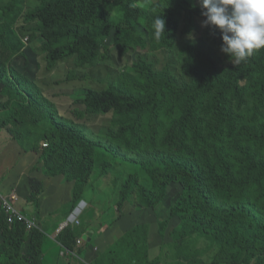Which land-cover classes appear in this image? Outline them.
I'll return each mask as SVG.
<instances>
[{"label": "trees", "instance_id": "1", "mask_svg": "<svg viewBox=\"0 0 264 264\" xmlns=\"http://www.w3.org/2000/svg\"><path fill=\"white\" fill-rule=\"evenodd\" d=\"M39 1L23 16V23L32 26L30 41L38 37L44 41L48 69L70 58L81 68L109 59L110 37L121 55L147 46L168 51L178 34L192 32L202 13L194 0H154L148 12L138 6L141 0ZM20 6L21 0L1 6L0 87L8 102L0 104V110L8 114L0 128L46 121L47 146L27 141V133L17 140L26 152L42 159L44 176L74 183L72 209L86 199V192L103 193L100 186L105 179L109 182L104 194L119 211L128 205L156 209L168 187L179 184L181 191L164 222L169 225L178 219L175 229L193 239L172 243L176 264L191 258L184 253L189 242L192 257L204 252L196 246L199 240L208 242V248L216 247L211 264L255 259L264 264V49L235 65L227 55L219 61L211 51L188 43L182 54L187 63L183 72L190 82L180 83L168 68L155 70L138 57L122 81L110 82L103 90L76 89L71 98L82 106L74 112L80 118L112 115L105 140L97 141L75 125L60 124L55 105L9 65L25 45L13 29L12 18L22 15ZM163 17L166 30L156 38L153 23ZM182 17L185 25L179 31ZM221 37L212 29L208 38L221 48ZM86 78L71 72L66 80ZM34 112L39 114L27 120ZM29 184V199L37 201L45 182L34 177ZM38 222L42 230L27 231L24 223L8 224L2 212L0 264H45L46 228ZM80 222L59 232V255L66 249L73 253L67 256L71 259L88 248L89 241L78 246L77 239L92 228L85 229ZM138 235L134 227L108 250L110 264H126L124 258L140 247ZM150 239L149 232L148 252Z\"/></svg>", "mask_w": 264, "mask_h": 264}, {"label": "rangeland", "instance_id": "2", "mask_svg": "<svg viewBox=\"0 0 264 264\" xmlns=\"http://www.w3.org/2000/svg\"><path fill=\"white\" fill-rule=\"evenodd\" d=\"M8 1L0 0V22L4 21L1 6L5 5ZM153 1L141 0L138 6L148 12L151 9ZM194 1L196 2V6L202 10L199 0ZM39 4V0H21L20 10L22 15L12 18L13 29L22 38L25 45L22 53L16 55L9 62V65L25 78L35 83L43 96L55 105L57 110L56 118L60 124L75 125L87 137L97 141L105 140L104 131L108 130L112 115H88L80 118L74 112L80 111L82 106L75 104L71 98L72 93L76 89L91 88L103 90L107 88L110 82L122 81L123 75L137 62L138 57H143L148 62H151L155 70L159 71L168 68L180 83L190 82V79L183 72L187 63L185 56L182 54L184 46L188 43L200 46L203 50L211 51L219 61H223L225 57L220 48L208 38L212 29H215L219 34L221 32L211 26L202 27V21L205 17L201 13L195 19V27L191 32L193 38L190 39L189 34H178L174 47L168 51L156 50L151 46H147L143 49L132 48L125 55H121L116 46L111 45L112 37H110L108 45H106L110 49L109 59H100L95 66L81 68L76 67L74 59L70 58L58 62L55 68L48 69L46 53L43 51L44 41L40 37L34 41H30L31 31L29 29L32 26H27L23 23V16ZM179 22V31H181L185 25L183 17ZM140 31L143 34L145 33L143 28ZM71 72L79 77L87 75L88 78L85 80L67 81V76ZM7 102L8 96L0 87V104ZM7 114L8 111L0 110V126ZM38 114L37 112L28 114L27 120L34 119ZM29 127V125L18 127L15 124H11V126L8 125L0 128V175H4V180L11 179L23 197H25L24 189L26 188L23 182L29 183L30 178L34 177L40 180L44 178L45 182L46 178L49 180L37 201L30 200V195H27V199L30 202L27 199L22 202L23 210L30 216H35L46 228V243L43 253L45 264H109L107 260L108 250L121 240L125 233L132 231L134 227L137 229V233H139L138 240H140V247L138 251L132 252L129 257L124 258L126 264H149L151 261H153V264L177 263L178 260L174 253H167L168 256L165 260L162 259L160 261V256L151 260L150 254L146 249V241L150 232L152 242L149 240V245L151 243L156 247L162 245L163 251H172V243L180 244L188 240L189 237L186 232L180 231L179 228H173V223L176 220L171 221L169 225L164 222L169 216L171 206L174 205L179 196L181 185L172 184L169 186L165 200L156 209L137 208L128 205L119 211L116 204L113 201H109L108 195L104 194L108 193V179L101 180L100 188L103 193H99L96 190L97 194L92 196L91 192H86L87 197L84 200L86 206L79 216L85 225V229L92 228L89 231L97 234V247L90 245L91 247L86 248L81 254L76 252L80 256L74 255L76 257L69 260L62 258L57 248L52 245L53 239L57 238L62 226L65 225L82 201L72 209V189L74 183H68L63 177L52 178L44 176L40 170L43 165L42 159L34 153L26 152L21 147L17 137L25 133H27V141L34 143V145L39 141L40 147H42V143L44 142L43 134L46 121L42 120ZM50 178L54 180L50 181ZM15 179H18L22 183L17 182ZM55 179L58 180L56 181ZM98 185L100 184H95L96 187ZM71 209L72 211H70ZM167 234L170 235V238ZM196 246L201 249L200 251L204 250V252L192 257V248H190L189 242L185 247L184 253L190 255L191 258L182 259L179 262L183 264H211L216 253V247L208 248L209 244L204 240H199ZM242 264L260 263L255 259Z\"/></svg>", "mask_w": 264, "mask_h": 264}, {"label": "clouds", "instance_id": "3", "mask_svg": "<svg viewBox=\"0 0 264 264\" xmlns=\"http://www.w3.org/2000/svg\"><path fill=\"white\" fill-rule=\"evenodd\" d=\"M199 2L202 16L205 17L202 27L211 26L221 32L223 43L220 51L227 55L233 64L240 65L255 52L264 49V0ZM153 27L156 38H159L166 30L164 17L156 18ZM189 38H193L191 33Z\"/></svg>", "mask_w": 264, "mask_h": 264}, {"label": "built area", "instance_id": "4", "mask_svg": "<svg viewBox=\"0 0 264 264\" xmlns=\"http://www.w3.org/2000/svg\"><path fill=\"white\" fill-rule=\"evenodd\" d=\"M42 145L44 147L47 146L45 142H43ZM22 201H23V198L16 186H14L13 188L9 190H6L3 187L2 181L0 180V215L3 212L5 214L7 223L10 225L20 222L26 225L27 231H31L32 229H35V228L42 230V227L39 225L37 218L34 216H30L29 214L25 213L22 210L21 208ZM85 206H86L85 202L82 201L79 204V206L75 209V211L78 208L80 209L79 215H76L74 219L69 218L68 221L65 223V225L62 226L61 230L68 225L79 226L81 224L79 220V216L84 210L83 208H85ZM89 233H91V236L88 235ZM92 235H93V231H88L84 233L81 237L77 239V245L83 246L85 242L90 240V237H92ZM69 255H73V253H70L66 249H64L61 252L62 257H67Z\"/></svg>", "mask_w": 264, "mask_h": 264}, {"label": "crops", "instance_id": "5", "mask_svg": "<svg viewBox=\"0 0 264 264\" xmlns=\"http://www.w3.org/2000/svg\"><path fill=\"white\" fill-rule=\"evenodd\" d=\"M12 178H15V177H12ZM0 180L2 181V184H3V187L6 189V190H9V189H11V188H13L15 185H14V183H12L13 181L10 179V180H8V179H6V180H4V175L2 174V175H0ZM17 182H19V183H22V182H20L18 179H15ZM44 182H45V179L43 178L42 179ZM51 180H54V179H51L50 178V181ZM56 181L58 180V179H55ZM47 182H49V180L46 178V182H45V185L47 184ZM23 184L25 185V189H24V193H25V197H23V195L21 194V192H20V194H21V196H22V198L23 199H27V195H29V193L31 192V186H30V184L29 183H25V182H23ZM17 187V186H16ZM31 205V204H30ZM174 220H176V221H174V223H173V228H175L178 224H179V220L178 219H174ZM173 221V220H172ZM171 222V221H170ZM170 222H169V224H170ZM95 231V230H94ZM165 236H166V234H165ZM167 236H169V238H170V235L169 234H167ZM165 238V237H164ZM97 240H98V236H97V234H93L92 235V237H90V244H91V246H94V247H97L96 245H98L97 244ZM150 241L152 242V238L150 239ZM169 242H170V240H169ZM90 244L88 245V248H90L91 246H90ZM52 245H54L56 248H57V250H59V248L56 246V238L55 239H53V242H52ZM162 245H159V247H156L155 245H153L152 243L150 244V250H149V254H150V257H151V260L152 259H154V258H157V257H159L160 256V261L163 259V260H165V259H167V256H168V254H173V252L172 251H163L162 250ZM99 249V248H98ZM166 250H168V249H166ZM168 253V254H167ZM61 256V255H60ZM62 257V256H61ZM62 258H65V259H70V257H62ZM107 260H108V258H107ZM110 262H111V260H108V263L110 264Z\"/></svg>", "mask_w": 264, "mask_h": 264}, {"label": "water", "instance_id": "6", "mask_svg": "<svg viewBox=\"0 0 264 264\" xmlns=\"http://www.w3.org/2000/svg\"><path fill=\"white\" fill-rule=\"evenodd\" d=\"M79 213H80V209L78 208L74 213H73V215H71V219H74L75 217H76V215H79ZM89 236H91V233H89L88 234Z\"/></svg>", "mask_w": 264, "mask_h": 264}]
</instances>
